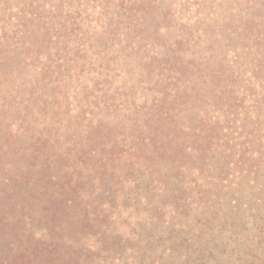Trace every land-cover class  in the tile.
<instances>
[{"label":"rangeland","instance_id":"rangeland-1","mask_svg":"<svg viewBox=\"0 0 264 264\" xmlns=\"http://www.w3.org/2000/svg\"><path fill=\"white\" fill-rule=\"evenodd\" d=\"M158 1L161 21L174 16L165 39H189L199 54L216 45L227 14L241 4ZM115 5V0H0V150H10L13 137H21L18 147L30 149L32 132L35 139L49 137L58 152L66 146L77 150L83 134L70 118L90 109L94 99L86 100V86L98 83L99 100L107 91V99L119 106L152 98L142 62L154 50L155 33L128 34L133 24ZM79 11L86 12L84 19L90 15L92 26L114 34L113 40L97 41L95 49L102 51L86 62L78 58L68 24ZM4 52L20 62L18 68L10 70L1 60ZM66 92L68 102L62 98ZM58 106L61 116L55 119ZM262 116L251 149L231 132L197 166H142L137 177L120 172L118 179L92 173L86 199L96 214L108 216L104 235L110 240L77 243L74 249L93 253L88 258L84 253V264H264V111ZM15 126L22 132L12 134Z\"/></svg>","mask_w":264,"mask_h":264},{"label":"trees","instance_id":"trees-1","mask_svg":"<svg viewBox=\"0 0 264 264\" xmlns=\"http://www.w3.org/2000/svg\"><path fill=\"white\" fill-rule=\"evenodd\" d=\"M238 1L240 8L227 14L216 45L199 54L189 39H165L174 16L161 21L158 0H115L118 14L133 24L128 34L155 33L154 50L142 62L152 98L119 106L107 99V91L99 100L98 83L86 86V100L94 101L70 118L83 134L77 150L66 146L58 152L49 137L35 139L33 132L30 149L18 147L22 139L13 137L10 150H0V264H84V253L87 258L93 253L74 249L77 243L89 237L109 243L108 216L96 214L86 199L92 173L118 179L120 172L137 177L142 166H197L231 132L251 149L264 111V0ZM85 14L79 11L68 24L78 58L86 62L102 51L94 44L113 40L114 34L101 24L92 26ZM7 55L1 60L10 70L18 68L20 62ZM63 97L69 101V93ZM61 111L58 106L55 119Z\"/></svg>","mask_w":264,"mask_h":264}]
</instances>
